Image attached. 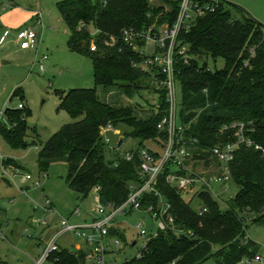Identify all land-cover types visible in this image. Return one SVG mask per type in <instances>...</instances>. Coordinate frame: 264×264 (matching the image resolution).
Returning a JSON list of instances; mask_svg holds the SVG:
<instances>
[{
    "label": "trees",
    "instance_id": "16d2710c",
    "mask_svg": "<svg viewBox=\"0 0 264 264\" xmlns=\"http://www.w3.org/2000/svg\"><path fill=\"white\" fill-rule=\"evenodd\" d=\"M171 5L168 14L149 0H62L58 3L61 19L69 29L68 47L92 59L96 87L60 92L59 109L80 119L63 124L40 145V171L47 172V160L66 156L70 189L86 197L97 186L100 202L122 205L128 199L129 184L139 180L138 159L127 161L120 155L108 157V147L101 130L124 122L132 127L129 136L139 138V147H149L147 140L162 144L165 132L157 128L164 117L166 100L149 117H139L129 105L102 100L98 87L113 88L132 96L135 80L149 76L148 71L133 65L141 55L122 37L125 29L147 31L156 21L173 22L178 14V0H164ZM233 7L223 3L215 12L197 18L195 24L182 31L180 45L187 44L193 56L188 64L178 62V83L182 91L180 121L188 125L187 137H197L200 146L209 148L228 140L221 132L224 124L236 120L252 122L256 129L252 138L264 145V28L250 18L233 16ZM157 16V17H156ZM97 31L92 34L90 27ZM91 43L95 50L91 48ZM254 51V54H253ZM208 58H223V69L207 70ZM248 63L245 65V63ZM23 96L21 88L13 91ZM13 127L0 123V136L13 149H27L26 114L21 108H6ZM152 151V149H150ZM14 160H7L11 162ZM232 178L239 191L226 208L208 194L202 193L205 213L195 211L180 192L169 185L161 191L177 214V224L193 234L178 235L172 230L153 237L141 257L123 264H200L215 245L217 264H238L252 257L254 242L244 244L245 214L252 221L264 222V154L253 148L240 147L231 163ZM155 201V198H154ZM148 204V203H147ZM125 241V235L116 228ZM85 251L61 248L51 254L56 264H84Z\"/></svg>",
    "mask_w": 264,
    "mask_h": 264
},
{
    "label": "rangeland",
    "instance_id": "374dc122",
    "mask_svg": "<svg viewBox=\"0 0 264 264\" xmlns=\"http://www.w3.org/2000/svg\"><path fill=\"white\" fill-rule=\"evenodd\" d=\"M60 1L62 0L0 2V38L3 35L5 39L0 43V120L7 128H12L6 108L18 109V105L22 104L21 109L26 114L28 127L25 140L30 144L27 149H13L0 136V205L3 208L0 212L2 235L0 264H34L33 259L38 258L44 248L41 240L46 238L49 225L52 222L59 223L61 216L70 223H80L83 219L92 220L97 217L95 190L93 189L86 197H82L67 185L66 176L69 168L66 156L48 159L46 175L45 172L40 171L39 166L40 145L63 124L81 118H74L65 110L59 109L60 92L96 87L92 59L73 52L68 47L69 29L60 16L58 9ZM149 1L154 7L161 8L159 15L168 14L171 11V5L164 0ZM228 1L233 7L234 17L250 18L264 28V0ZM13 10L16 12L11 13ZM172 23L168 20L156 21L152 27L159 30ZM28 26H32L38 33L40 42L38 41L32 49L21 50L22 47L17 42L18 30ZM89 27L95 35L97 32L95 28L91 25ZM138 42L137 40L135 43ZM140 45L141 49H145L147 53L154 50V44L151 41L148 44L140 41ZM178 45L180 46V40ZM91 48L95 50L92 43ZM44 55H47L46 60H43ZM207 61L210 70L223 69L226 64L223 58L217 60L208 58ZM41 62L44 65L43 71L40 70ZM149 70L151 71L149 76L141 77L131 84L132 87L136 86L132 90V96L126 95L116 85L113 88L99 86V97L112 104L132 106L139 117H149L154 111L157 113L161 107L160 97L166 100V95L159 89L153 70ZM19 87L23 96L12 97L13 91ZM178 103H182L180 83H178ZM166 109H168L167 102ZM166 109L165 117L168 115ZM180 110L181 106L178 109V115ZM131 131V126L120 122L107 127L102 132V138L110 137L113 146L123 139L117 151L108 149V157L115 158L139 147L141 140L129 136ZM145 144L152 149H159V145L153 140H147ZM7 160L14 161L7 162ZM3 161H6L5 164ZM18 172L24 174L28 172L33 178L23 183L19 177H16ZM228 185L230 186L228 194L221 197L222 208H226L232 197L239 191L234 180L229 181ZM22 188H25V191ZM188 197L191 198L192 194ZM47 198L55 203L57 210L55 214L46 210ZM199 204L195 197L193 206L198 207ZM76 208L81 210V217L72 214ZM245 217L247 218L245 236L254 242L252 249L255 254L252 257L243 258L238 264H264V222L252 221L253 214H245ZM36 220H47L48 225L37 226L34 224ZM140 221H143L146 228L155 229L156 223L150 215L136 210L117 217L116 224L121 226L125 241L119 238L120 245L116 246L113 235L105 238V242L114 249L107 252L106 264H111L113 261L116 264H123L126 260L136 257L145 242V238L139 235L137 227ZM58 242L61 247L67 246L71 250H74L72 244L80 242L87 256L84 264H95L93 245L86 243L84 238L73 233H66L59 238ZM218 249L219 247L215 245L209 257L200 264H217L214 253ZM257 254L261 255L262 261L253 259Z\"/></svg>",
    "mask_w": 264,
    "mask_h": 264
},
{
    "label": "built area",
    "instance_id": "2783aa9c",
    "mask_svg": "<svg viewBox=\"0 0 264 264\" xmlns=\"http://www.w3.org/2000/svg\"><path fill=\"white\" fill-rule=\"evenodd\" d=\"M6 1L11 2V0H0L2 3ZM178 1V14L172 24H167L159 30L152 27L153 25L147 31L135 32L132 29H125L122 35L124 41L141 55V60L134 61L133 65L148 71L149 74L151 73L149 69H152L154 77L157 78L159 89L165 92L168 115L167 117L164 116L157 125L160 131L165 132V139H159L162 144L155 141L159 145V149L137 147L121 155L127 161H133L135 158L139 161L137 166L139 180L129 184L130 193L126 202L119 206L103 204L100 202L98 195L100 186L95 187L97 217L90 221L70 223L65 217L61 216L58 227L53 231L54 233L52 232L53 234L51 233V236H48L49 238L42 241L44 248L39 257L33 259L34 264H56L50 257L52 253L62 248L58 241L66 233H73L84 238L86 243L93 245L95 264H106L105 256L107 252L114 251V249L105 242V238L113 235L115 237L114 244L116 246L120 245V236L111 234L110 229L116 228L121 231V226L116 224L117 217L126 215L131 210L150 215L156 223L153 230L146 228L143 221L138 223L139 235L145 238V242L136 255L137 258L141 257L147 243L162 231L172 230L178 235H192L191 231H187L177 224V214L173 212V206L161 191L160 185L164 184L176 188L184 201L192 205L196 197L200 204L198 207H193L195 211L202 214L208 211V207L201 197L202 193L208 194L219 203H221V197L228 194L227 192L230 189L228 183L233 180L231 163L240 147L253 148L264 154V145L252 138V135L256 132L252 122L236 120L224 124L221 127V132L227 135L228 140L209 148L201 147L197 137L186 136L188 125L182 123L180 115H178V109L182 105L178 103L177 75L179 71L177 64L179 60L184 64H188L193 56L190 55L187 44L178 45L179 37L182 31H188L195 24L197 18L215 12L223 3H229V1ZM17 40L22 48H33L37 45L39 36L32 26H28L18 30ZM137 40L139 42L135 43ZM140 41L147 44L151 41L154 44V50L147 53L145 49H141ZM46 59L47 55H44L43 60ZM247 64L246 62L245 65ZM40 70H44L42 62L40 63ZM207 70L210 69L207 67ZM18 107L22 108L23 105L19 104ZM0 123H2L1 120ZM106 128L101 130V135ZM103 141L108 149L118 150L117 145H111L110 137L103 138ZM5 162L3 161L4 164ZM9 165L15 169L13 165ZM44 174L46 175V172ZM16 177H19L23 183L33 178L28 172L25 174L18 172ZM22 190L25 191V188H22ZM190 194H192L191 198L188 197ZM46 210L53 213L57 212L48 198ZM74 214L77 217L82 215L79 208L74 210ZM34 224L47 226L48 221L36 220ZM248 241L247 237L243 238L244 244ZM134 244H136L135 241ZM253 259L262 261L261 255L258 254ZM111 264H116V262L113 261Z\"/></svg>",
    "mask_w": 264,
    "mask_h": 264
},
{
    "label": "crops",
    "instance_id": "0c3cea01",
    "mask_svg": "<svg viewBox=\"0 0 264 264\" xmlns=\"http://www.w3.org/2000/svg\"><path fill=\"white\" fill-rule=\"evenodd\" d=\"M14 12H16L15 10H13L11 13H14ZM3 40H5L4 39V37H3V35L1 36V38H0V43H2V41ZM17 42H18V40H17ZM40 42V41H39ZM29 49H32V48H27V49H25V48H21V50H29ZM53 205H54V207L56 208V205H55V203H53ZM1 211H3V208L1 207V205H0V212ZM49 212H51V211H49ZM53 214H55V213H53ZM74 216H75V214H74V211H73V213H72ZM81 217V216H80ZM94 218H96V217H94ZM94 218H92V219H94ZM84 221H90V220H87V219H83V222ZM81 223V222H80ZM58 225H59V223H58V221L56 222V223H51L49 226H50V228H49V230H48V232H49V234H48V232H47V236H46V238L45 239H43V240H41V242L42 241H44V240H46L47 239V237L58 227ZM0 226H1V223H0ZM121 229V228H120ZM121 231H122V229H121ZM72 247L74 248V250H76V251H79V250H84V247L82 246V244L80 243V242H76V243H74V244H72ZM62 248H67V246L66 247H62ZM73 250V251H74Z\"/></svg>",
    "mask_w": 264,
    "mask_h": 264
},
{
    "label": "water",
    "instance_id": "95a60500",
    "mask_svg": "<svg viewBox=\"0 0 264 264\" xmlns=\"http://www.w3.org/2000/svg\"><path fill=\"white\" fill-rule=\"evenodd\" d=\"M123 143V139L119 140L118 144H117V147H120Z\"/></svg>",
    "mask_w": 264,
    "mask_h": 264
}]
</instances>
